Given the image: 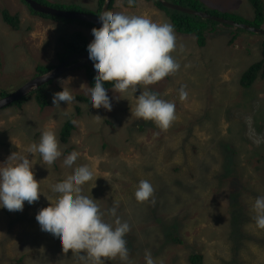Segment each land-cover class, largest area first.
<instances>
[{
	"label": "rangeland",
	"instance_id": "rangeland-1",
	"mask_svg": "<svg viewBox=\"0 0 264 264\" xmlns=\"http://www.w3.org/2000/svg\"><path fill=\"white\" fill-rule=\"evenodd\" d=\"M21 1L0 0V7L21 18L14 29L0 16V92L8 94L32 79L37 66L55 62L62 39L81 32L92 40V27L36 15ZM43 1L90 13L98 2ZM197 1L203 9L228 11L238 20L254 18L248 16L249 0ZM135 3L131 8L124 0H115L111 13L142 15L172 25L168 12L152 1ZM173 30L175 48L170 55L179 68L154 84L137 86L174 103L175 119L167 129L131 115L139 89L117 93L127 99H112L111 111L75 100L52 105V95L62 86L72 95H87L91 64L57 78L49 87L47 108L41 109L32 99L21 108L10 105L0 110V166L12 151L24 153L30 144L38 143L45 127L55 131L62 153L49 170L40 163L39 153L34 158L29 154L44 194L32 204L25 202L22 211L0 208V264H89L71 250L55 255L37 247L45 246V235L50 236L37 223V212L49 205L46 196L56 199L51 186L81 165L93 172V179L82 185V194L95 200L108 223L118 217L129 224L124 236L127 260L103 258L102 264H146V251L154 264H188L187 258L199 250L205 253L204 264H264V229L256 227L251 211L255 198L264 196V78L260 74L248 89L240 84L247 68L263 58L264 38L217 24L215 30L205 28V44L200 46L195 35ZM182 86L187 93L184 99L179 95ZM107 94L113 97L111 88ZM76 105L82 110L78 116ZM73 117L76 128L63 143L61 127ZM72 152L78 156L69 169L62 162ZM140 180L153 188L145 201H137L134 195ZM243 188L248 189L244 199L235 205L226 202L233 190ZM113 207L115 216L109 212ZM3 251L9 260L24 251L35 253L14 263L4 261ZM64 256L69 261L63 262Z\"/></svg>",
	"mask_w": 264,
	"mask_h": 264
},
{
	"label": "clouds",
	"instance_id": "clouds-1",
	"mask_svg": "<svg viewBox=\"0 0 264 264\" xmlns=\"http://www.w3.org/2000/svg\"><path fill=\"white\" fill-rule=\"evenodd\" d=\"M133 0H128L131 5ZM100 27L91 29L92 40L87 45L88 59L92 65L94 79L87 89L88 105L93 108L112 110V99H127L124 93L129 88L137 92L131 115L138 119L151 120L159 128L167 129L175 119V105L159 98L154 91H144L138 85H150L179 68L170 55L175 48V34L170 23L153 22L142 15H127L122 12H104L99 15ZM88 67V66H87ZM105 82H114V95L110 99ZM180 98L187 93L183 86ZM74 96L62 86L52 95V105L71 104ZM39 153L40 163L49 170L62 153L55 131L45 127L38 143L30 144L24 153L12 151L0 166V208L22 211L25 202L32 204L40 194L39 183L34 175L32 158ZM31 154L32 158H29ZM78 154L72 152L63 159V166L71 169ZM93 179L87 165L73 169L62 182L52 185L57 195L54 201L41 208L35 219L43 232L59 241L63 252L82 253L89 264H102L103 258L119 256L122 262L128 258L125 234L129 224L118 217L105 222L94 199L82 194V185ZM97 179V178H96ZM95 187V185L93 186ZM153 188L147 180H140L135 190L137 201L152 196ZM115 203V202H114ZM257 228L264 229V196L255 198L251 205ZM115 216L116 208L109 209ZM146 264H154L151 254L145 253Z\"/></svg>",
	"mask_w": 264,
	"mask_h": 264
},
{
	"label": "trees",
	"instance_id": "trees-1",
	"mask_svg": "<svg viewBox=\"0 0 264 264\" xmlns=\"http://www.w3.org/2000/svg\"><path fill=\"white\" fill-rule=\"evenodd\" d=\"M37 1H39L41 3H45L43 0H37ZM150 1H152L157 8L159 7V8L166 10L168 12L167 14L169 15V17L171 19L170 21L172 23V26L178 33L195 35L197 40H198V44L200 46H204V44H205V40H206L205 33H204L205 28L208 27L211 30H215V26L217 24H222V23H219V22H216L213 20L204 19V18H201L198 16L186 14V13H183V12H180L177 10L165 8L157 0H150ZM168 1H171V2L176 3V4H180V5L189 7V8H193L196 10L207 11L211 14L229 17V18H232L236 21L245 22V23H248V24L256 26V27L264 26V0H249L251 3L252 9H253V14H254L253 20L248 19L250 21L238 20L235 14L220 12L218 10H213V9H205V8L203 9L199 5V2L197 0H168ZM21 2H23L26 6H28L29 9L32 12H34L36 15H41L45 18L56 20V21H67V22L78 21L85 26L97 28L94 24H91L88 22L59 18V17L48 15V14L39 13L37 11H34L25 0H22ZM103 3H104V0H98L97 8L93 14H95V15L100 14L101 9L103 7ZM114 3H115V0H111V5H110L109 11H108L109 13H111ZM124 5L126 7L132 8L136 5V3H135V0H133V3L131 5H129L128 0H124ZM53 6L56 8L83 11L81 8H78L74 5L70 6L68 8L63 7L62 5H55V4ZM31 15H33V14H31ZM0 16L2 17V20L4 22H6L10 26H12L14 29L18 28L19 25L21 24L20 16L18 14L11 13L6 8L0 7ZM237 29H240V28H237ZM241 30H243V29H241ZM243 31H245V30H243ZM62 40H63V42H62L61 47L55 52L54 57H53L55 59V62L52 65H47V66L39 65V66H37L35 68L34 76L32 78L53 69L57 65H60L62 62L68 61L74 54H77V53L81 54V53L87 52L86 48H87V45L90 43L89 40L86 38V36L83 35L81 32L75 33L73 35V38L70 40H65V39H62ZM262 54H263V58H261L259 60V62H255L254 64L249 66L241 77V83L240 84L245 89L251 88L260 74H261L262 78H264V42H263ZM63 76H61V77H63ZM60 78H58V79H60ZM58 79L52 80L49 83L42 85L40 88L35 90L33 94L31 93L30 95H28V96H26V97H24L18 101H15L13 103V105H11V106H16L17 108H21V107H23L24 104L28 103L32 99H35V101L41 107V109L47 108L50 105V101L48 98L49 87L51 85H53ZM93 79H94V73H93V71H89L88 72V82H89L90 87H92ZM113 85H114V82H105L104 87L110 89L113 87ZM7 94H8L7 92L1 91L0 97H3ZM35 94L37 95V97H33ZM73 96H74L75 101H79L80 103H88L87 95L74 94ZM76 110H77L76 115L77 116L80 115L82 110H81L79 105H76ZM74 120H75V117L67 120L66 122L63 123V125L61 127L60 140H62L63 143H67L69 141L72 131L76 128ZM71 149L72 148L70 147L68 149V151H70ZM233 192L234 193L226 200V202L228 204L233 202L232 205H235V204H237L236 202H238L240 200V198L244 199L243 196H245V194L248 192V189H246V188L237 189L236 191L233 190ZM237 192H243V193L238 194ZM263 192H264V186H263ZM102 197H103V193L100 194L99 199H102ZM104 205H106V204H104ZM231 214H232V212H231ZM103 219L105 220V222H107L104 217H103ZM6 231L10 232L11 229L9 228ZM5 237H8V235ZM8 240H9V238L4 239V243L7 242ZM44 243H45V246L39 245L37 247L41 248L42 250L45 249L48 252L51 251V253L53 252V254H55V255L58 254L59 252L60 253L63 252L62 246L59 244V241L54 239V238H51L50 236L45 235ZM22 253H23V255H21L20 257H16V258H14V260H9L6 258L5 251H3L4 261H13L15 263V260H17L19 262H23L24 259H26V257L28 255H31L35 252L24 251ZM78 255L82 256L83 254L79 253ZM78 255H76V257L79 259ZM69 259H70L69 256H64L61 258V260L63 262L69 261ZM74 259L76 261L78 260L76 258H74ZM204 260H205V253L201 250H199L198 253L191 254L187 258L188 264H204L205 263ZM84 261H85V263L88 262L86 258L84 259Z\"/></svg>",
	"mask_w": 264,
	"mask_h": 264
},
{
	"label": "water",
	"instance_id": "water-1",
	"mask_svg": "<svg viewBox=\"0 0 264 264\" xmlns=\"http://www.w3.org/2000/svg\"><path fill=\"white\" fill-rule=\"evenodd\" d=\"M30 7L39 13L48 14L51 16L59 17V18H65L70 20H79L83 22H88L91 24H94L97 28L100 27L99 25V15H101L104 12L109 11V7L111 5V0H104L103 7L101 9V12L99 15H95L92 13H88L85 11H78V10H70V9H62V8H56L54 6L47 5L45 3H41L37 0H25ZM160 2L165 8L177 10L186 14L198 16L204 19L213 20L222 24H226L235 28H240L245 31L260 35L264 37V27H256L253 25H250L245 22H239L232 18L220 16L216 14H211L207 11L202 10H196L193 8H189L180 4L173 3L168 0H157ZM91 63L88 59V53H81V54H74L68 61H65L61 63L60 65H57L53 69L42 73L40 75H37L36 77L28 80L26 83L18 87L15 91H13L10 94H7L0 98V110L5 109L9 107L10 105H13L15 101H18L31 93H33L35 90L40 88L42 85H45L49 83L52 80H55L62 75L74 71L79 68L87 67Z\"/></svg>",
	"mask_w": 264,
	"mask_h": 264
},
{
	"label": "crops",
	"instance_id": "crops-1",
	"mask_svg": "<svg viewBox=\"0 0 264 264\" xmlns=\"http://www.w3.org/2000/svg\"><path fill=\"white\" fill-rule=\"evenodd\" d=\"M97 4H98V2L96 3V7H97ZM250 5V8L251 9H249L248 10V16H249V18H252V17H254V14H253V9H252V6H251V3L249 4ZM216 10H218V11H220L219 9H216ZM220 12H223V11H220ZM225 12H228V11H225ZM231 12V11H230ZM248 32V31H247ZM249 33H251V32H249ZM252 34H254V33H252ZM257 35V34H256ZM260 36V35H259ZM261 38H264L263 36H260ZM262 45H263V43H262ZM262 45H261V48H262ZM260 53H261V49H260ZM262 54V53H261ZM248 57H250V52L248 53Z\"/></svg>",
	"mask_w": 264,
	"mask_h": 264
},
{
	"label": "flooded vegetation",
	"instance_id": "flooded-vegetation-1",
	"mask_svg": "<svg viewBox=\"0 0 264 264\" xmlns=\"http://www.w3.org/2000/svg\"><path fill=\"white\" fill-rule=\"evenodd\" d=\"M88 13H90V12H88ZM93 14V13H92ZM63 63V62H62ZM83 68H85V67H83ZM83 68H79V69H83ZM77 70V69H76ZM73 72V71H72Z\"/></svg>",
	"mask_w": 264,
	"mask_h": 264
},
{
	"label": "bare ground",
	"instance_id": "bare-ground-1",
	"mask_svg": "<svg viewBox=\"0 0 264 264\" xmlns=\"http://www.w3.org/2000/svg\"><path fill=\"white\" fill-rule=\"evenodd\" d=\"M33 93H34V92H33ZM33 93H32V94H33Z\"/></svg>",
	"mask_w": 264,
	"mask_h": 264
}]
</instances>
